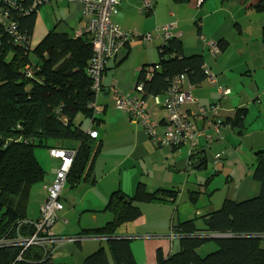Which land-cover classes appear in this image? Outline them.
I'll return each instance as SVG.
<instances>
[{"label": "crops", "instance_id": "crops-1", "mask_svg": "<svg viewBox=\"0 0 264 264\" xmlns=\"http://www.w3.org/2000/svg\"><path fill=\"white\" fill-rule=\"evenodd\" d=\"M153 3L151 10L142 12L139 0H121L112 17L120 30L133 37L107 61L101 79L106 97L97 103L100 121L95 127L86 124L87 129L97 131L95 142H100L93 179L74 186L65 182L60 196L64 207L55 224L58 235L74 236L110 220L106 202L117 189L133 195L140 182L148 189H175L174 199L139 203L140 215L115 228L114 234L129 239L135 264H158L157 255L166 257L176 252L180 244L172 232L174 225L194 220L201 227L203 216L220 208L225 199L241 201L256 194L259 183L252 178V169L255 152L264 148V12L255 11L241 0H153ZM46 4L36 14V18L39 13L42 16L46 31L69 29L75 33L83 27L80 4L67 0ZM171 23L175 27L169 31L180 35L184 54L201 55L205 67L215 76V83L207 78L196 85L185 83V90L195 100L190 111L219 104V114L225 119L238 108L247 110L241 132L222 126L219 137L209 143L200 135L193 157L186 145L156 143L140 123L129 119L114 105L115 94L138 93L134 90L138 74L143 66L157 63L158 47L165 38L161 27ZM147 34L151 36L148 41L144 38ZM209 41H221L217 54ZM220 87L228 88L229 93L220 97ZM162 98L160 95L159 99ZM149 104L160 119L159 107L152 100ZM198 125L202 127V122L198 121ZM163 129L161 124L158 132ZM57 145L56 148L73 149L78 141ZM35 156L44 177L31 187L26 208L28 220L39 216L44 185L53 179L60 163V159L49 155L47 148L36 149ZM199 158L205 160L201 165ZM83 236L88 238L63 243L55 251L54 261L84 264L87 256L99 248L108 253L105 237ZM213 242L200 246L198 254L213 250Z\"/></svg>", "mask_w": 264, "mask_h": 264}, {"label": "trees", "instance_id": "trees-1", "mask_svg": "<svg viewBox=\"0 0 264 264\" xmlns=\"http://www.w3.org/2000/svg\"><path fill=\"white\" fill-rule=\"evenodd\" d=\"M34 1L0 0V238L14 237L15 229L24 235L34 231L20 221L27 218L31 187L44 177L36 149L47 148L49 153L58 143L78 141L76 148L66 149L75 151L66 177V182L73 186L93 179L94 159L100 149V142H95L97 131L91 137L86 127L87 123L95 127L100 121L97 103L101 97L95 95L87 70L93 54L92 34L75 35L52 28L33 46L36 14L43 5H35ZM241 1L255 11L264 12V0L251 4L249 0ZM216 45L222 47L221 41H216ZM105 67L106 64L101 79ZM177 75L184 77V90L185 83L196 85L207 77L202 56L185 55L180 35L170 32L158 47L157 63L140 70L134 85L138 93L128 95L148 103L160 95L163 98L159 100H164L172 78ZM91 103L95 106L91 107ZM192 105L185 107L184 113L196 128L195 144L183 141L172 144V147L188 146L190 157L194 156L193 148L200 135L209 143L219 137L222 126L234 127L238 132L244 129L246 108H238L234 115L224 119L219 110L216 115H200L199 109L191 114ZM210 106L203 108L207 111ZM120 111L131 119L127 112ZM162 115L160 112L158 116ZM161 117L157 118L163 123ZM216 122L220 123L217 134L213 128ZM204 161L199 158L198 163ZM252 178L259 183L256 194L241 201L225 199L220 208L203 216L201 227L194 220L174 225L172 232L178 236L180 248L166 257L157 255L158 264H264V148L255 152ZM176 195L175 189H148L142 182L136 185L133 195L119 189L113 191L106 202L110 220L101 227L76 234L103 236L107 241L108 253L99 248L87 256L84 264H135L129 239L114 234L115 228L140 215L139 203L174 199ZM190 198L194 200L195 196L191 194ZM209 241H214L215 248L198 254L197 249ZM20 250L14 244L0 246V264H38L43 257L42 248L34 245L23 250V259L16 260ZM52 264L57 263L53 260Z\"/></svg>", "mask_w": 264, "mask_h": 264}, {"label": "built area", "instance_id": "built-area-1", "mask_svg": "<svg viewBox=\"0 0 264 264\" xmlns=\"http://www.w3.org/2000/svg\"><path fill=\"white\" fill-rule=\"evenodd\" d=\"M56 0H35V5H42L47 2ZM68 2L78 3L82 7V17L85 22L84 26L75 32V35L81 32H89L92 34V58L88 66V73L92 78V89L96 96L102 91L101 73L106 61L113 57L133 35L120 30L113 22L112 17L117 12V6L120 0H67ZM9 3H13L9 1ZM140 10L149 11L153 5L152 0H139ZM175 27V23H171L161 27L164 37L170 34L169 29ZM137 35V32H134ZM144 38L150 40V34L144 35ZM214 52L218 53V47L215 42L209 41ZM151 68L147 72L151 74ZM207 79L215 83V76L205 67ZM150 73V74H149ZM183 76H174L171 86L167 90L164 100H159L157 96L153 97L152 103L159 107V112H163L162 121L154 114L150 104L144 100L136 99V97L128 94H115L114 104L120 110L127 112L129 117L140 123L148 132L150 137L159 144L172 145L179 141L187 142L194 145L193 134L196 128L193 123L185 118L184 109L194 103L193 96L184 90ZM138 89L141 86L138 85ZM220 97L229 93L228 88H219ZM91 107L95 103L90 104ZM220 109L219 104H212L207 112L204 108L199 107L200 115L212 113L216 115ZM194 114L195 112H190ZM198 115L200 118L201 116ZM160 124L163 125V132H158ZM220 123L213 124L214 132L217 134ZM89 136L94 137L96 131L87 129ZM197 134H201V131ZM74 150H66L62 148H51L49 153L51 156L60 159V164L55 171L53 179L44 185L45 195L39 206V216L35 220L23 219L20 222L32 226L34 231L30 234H21L17 229L14 237H1L0 246L14 244L21 248L16 260L23 259V250L30 246L37 245L43 250V257L38 264H52L54 253L63 243L82 241L88 236H61L56 234L55 224L58 219V212L63 209V203L60 200L64 184L66 182L67 173L74 156Z\"/></svg>", "mask_w": 264, "mask_h": 264}, {"label": "rangeland", "instance_id": "rangeland-1", "mask_svg": "<svg viewBox=\"0 0 264 264\" xmlns=\"http://www.w3.org/2000/svg\"><path fill=\"white\" fill-rule=\"evenodd\" d=\"M252 1H254V0H251L250 2H252ZM45 5H48V4H45ZM37 12H39V10ZM46 32L47 31L44 28L43 18L39 13V16H37L36 22L34 25L33 35L31 36L33 46L39 42V40L45 35ZM68 32H70L69 29H68ZM262 245H264V238L262 240Z\"/></svg>", "mask_w": 264, "mask_h": 264}, {"label": "water", "instance_id": "water-1", "mask_svg": "<svg viewBox=\"0 0 264 264\" xmlns=\"http://www.w3.org/2000/svg\"><path fill=\"white\" fill-rule=\"evenodd\" d=\"M105 91L104 90H102L101 91V93L99 94L100 95V97H104V95H105V93H104ZM105 97H106V95H105Z\"/></svg>", "mask_w": 264, "mask_h": 264}]
</instances>
